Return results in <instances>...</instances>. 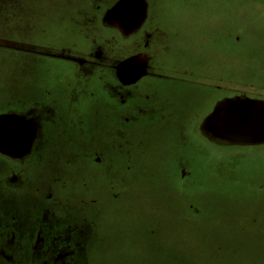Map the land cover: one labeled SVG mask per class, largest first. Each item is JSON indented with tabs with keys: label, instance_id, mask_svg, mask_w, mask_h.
Masks as SVG:
<instances>
[{
	"label": "rangeland",
	"instance_id": "374dc122",
	"mask_svg": "<svg viewBox=\"0 0 264 264\" xmlns=\"http://www.w3.org/2000/svg\"><path fill=\"white\" fill-rule=\"evenodd\" d=\"M118 1L0 0V116L36 132L0 153V264H264V133L233 139L264 120V0H140L134 34L179 79L150 107L122 76L123 110L111 67L140 45L104 18Z\"/></svg>",
	"mask_w": 264,
	"mask_h": 264
},
{
	"label": "flooded vegetation",
	"instance_id": "af4514ba",
	"mask_svg": "<svg viewBox=\"0 0 264 264\" xmlns=\"http://www.w3.org/2000/svg\"><path fill=\"white\" fill-rule=\"evenodd\" d=\"M118 1L113 7H111L104 15V18L108 21H110V24H112L115 28V30L119 33H121L123 36H136L135 39L133 41H131V43H133V45H140V49L137 50L135 48V51L132 52L133 54H131L129 56L128 60H120L118 59L115 63V65H113L111 68H113V103L114 105L119 108L118 110H123L122 106L125 105L124 99H122V96H120V89L121 86L123 85L121 82V77H125L126 79H128L130 81V84L128 85L130 88H135L137 87L140 83H142L144 81V84H146L147 87H149L150 89L148 90V93L150 94V99L147 100L149 103V106H153L155 105V103H157V101H163L161 98V94L163 93L161 90V86L162 85H167L165 88L169 87L170 85H168L169 83H174L175 80L172 79H179V77H173V73L171 74H165V72H163L162 69L158 68L157 66L155 67V65L153 64L152 61V56L150 54V52L148 51L149 49H151L152 47V42L149 39V34L146 32L145 34H141L140 38L136 35V33L134 34V30L137 28L143 29V25H142V21L143 19H145V17L148 15V6L147 4L145 5L144 8V4L140 1V0H129V3L124 4L123 6L120 4L119 5ZM147 11V15L145 17H143V12ZM148 31V30H145ZM92 64V63H91ZM79 65V64H78ZM81 66V65H80ZM88 66H90V64H88ZM94 67V65H91ZM179 70V68H178ZM178 72H181L180 70ZM156 75V77H155ZM172 76V77H170ZM177 79V80H178ZM156 83H161V84H156ZM194 83V82H193ZM196 84V83H195ZM156 85H159V87H157ZM196 87H198V84L195 85ZM127 87V86H126ZM211 87V86H209ZM171 89H179L178 86H171ZM161 92V94H159ZM148 93H147V97H148ZM226 98V97H224ZM216 102H218V99H215V104ZM131 102H129L128 104H130ZM142 101L140 100V98H137L136 101H133L134 105L137 104H141ZM215 104L212 106V108H210L204 115V117L201 119V122L205 120L206 117H208L209 115L212 114L213 111V107L215 106ZM121 107V108H120ZM113 109V108H112ZM114 110V109H113ZM116 113L119 116V112L116 111ZM182 114V113H181ZM194 114V112L192 113ZM151 115V114H150ZM16 116V115H15ZM20 118V117H19ZM150 118V117H149ZM201 118V117H200ZM121 118H119L120 120ZM177 120L181 119V116L178 114L176 117ZM128 120V124H132L133 122ZM29 124V123H28ZM32 129V138H31V142L30 145L32 144V141L34 139V135H35V131L33 130L32 126H30ZM30 148V146H29ZM28 148V151L20 156V157H16L18 159H20L21 157H24L25 155H27L28 153L31 152V149ZM3 154V153H1ZM5 155V154H3ZM8 156V155H6ZM10 157V156H8ZM10 158H15V157H10ZM15 231V230H14ZM12 230H11V240L13 241V239H15V236L12 234ZM36 232H39V229L36 230ZM40 235V234H38ZM81 235L78 234L77 237ZM26 236H28L27 234H24L23 238L26 241ZM78 240V238H77ZM29 241V240H28ZM82 242V245L84 246L85 242L84 240L78 241V244H80ZM23 244V243H22ZM28 243L24 244V247L27 248L28 245H26ZM77 244V243H76ZM77 244V247L79 248ZM75 248V252H79L77 253L78 256H80V258L82 257V249H78ZM39 249V246L34 245L32 247V251H37ZM0 251H1V246H0ZM11 251L14 252H21L19 246L17 247V249L11 248ZM25 251V250H24ZM17 255V254H16ZM80 259H76L74 262L78 263L77 261H79ZM34 261V260H33ZM25 260H19V264H25ZM33 262L28 261L26 264H32ZM41 261H39L38 259L33 263V264H40Z\"/></svg>",
	"mask_w": 264,
	"mask_h": 264
},
{
	"label": "water",
	"instance_id": "95a60500",
	"mask_svg": "<svg viewBox=\"0 0 264 264\" xmlns=\"http://www.w3.org/2000/svg\"><path fill=\"white\" fill-rule=\"evenodd\" d=\"M127 3H129V0H121L119 5L121 4L123 6ZM242 114H246V112H242L239 115L234 116L235 120L233 123L236 125L240 124L245 130H250V128L254 126L257 127L264 121L260 122L261 118L257 113L251 114L249 112L247 116ZM256 127L252 128L254 129L252 135L253 137H248L250 134L247 136L238 134L239 138L234 136V141L236 143H242V140L246 139L250 142L253 138L257 139V137H261L258 133H264V130L260 131ZM262 127H264V125ZM31 138L32 129L25 120L15 116H0V153L10 157H20L28 151Z\"/></svg>",
	"mask_w": 264,
	"mask_h": 264
},
{
	"label": "trees",
	"instance_id": "16d2710c",
	"mask_svg": "<svg viewBox=\"0 0 264 264\" xmlns=\"http://www.w3.org/2000/svg\"><path fill=\"white\" fill-rule=\"evenodd\" d=\"M195 217H197V216H195ZM239 255V254H238ZM240 256V255H239ZM240 257H243V256H240Z\"/></svg>",
	"mask_w": 264,
	"mask_h": 264
}]
</instances>
